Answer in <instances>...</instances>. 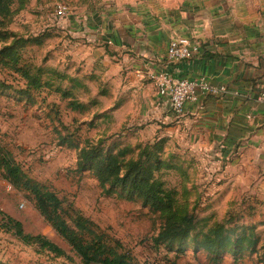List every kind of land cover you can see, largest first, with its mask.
Here are the masks:
<instances>
[{
    "label": "rangeland",
    "instance_id": "obj_1",
    "mask_svg": "<svg viewBox=\"0 0 264 264\" xmlns=\"http://www.w3.org/2000/svg\"><path fill=\"white\" fill-rule=\"evenodd\" d=\"M109 1L11 0L10 13L0 27L8 35L6 46L14 45L20 66L32 71L51 70L57 75L43 73L41 79L49 80L51 88L22 97L18 92L24 89V81L13 70L0 66V151L10 154L26 180L56 196L69 225L73 226L76 216L88 220L94 235H101L113 251L127 254L133 264H264V227L256 229L261 237L259 255L245 253L238 261L225 255L214 262L207 253L183 248L176 241H158L168 224L164 213L153 211L139 198L127 197L121 188H102L91 169H77L80 150L88 145L97 146L102 153L119 154L124 165L139 158L152 166L158 162V170L147 173L173 192L175 212L195 225L191 236L227 219L220 203L213 206L214 191L205 181V158L201 160L190 148L189 137L176 132L162 138L163 144L155 145L156 130L152 132L139 122L128 127L117 125L113 122V95L101 96L103 91L110 92V84L80 74L74 47L67 50L69 41L61 34L65 19H57L54 8L66 6V19L75 22L83 13ZM57 76L78 79L85 87L72 90L67 79ZM57 86L72 95L62 97L54 91ZM71 102L83 108L73 109ZM4 217L18 221L24 234L40 235L52 242L64 255L57 257L36 245L24 244L3 227ZM83 236L84 240L91 238ZM0 264H81L35 210L28 194L13 189L1 171Z\"/></svg>",
    "mask_w": 264,
    "mask_h": 264
},
{
    "label": "crops",
    "instance_id": "obj_2",
    "mask_svg": "<svg viewBox=\"0 0 264 264\" xmlns=\"http://www.w3.org/2000/svg\"><path fill=\"white\" fill-rule=\"evenodd\" d=\"M68 19L61 27L67 50L74 47L80 74L110 84L101 96L113 95V122H139L156 130L157 140L186 134L190 148L205 158L213 206L221 204L224 219L254 226L261 240L256 229L264 227V0H112L75 22ZM175 37L198 42V53L168 63L167 47ZM160 72L175 79L204 77L228 93L186 102L176 117L148 79Z\"/></svg>",
    "mask_w": 264,
    "mask_h": 264
},
{
    "label": "trees",
    "instance_id": "obj_3",
    "mask_svg": "<svg viewBox=\"0 0 264 264\" xmlns=\"http://www.w3.org/2000/svg\"><path fill=\"white\" fill-rule=\"evenodd\" d=\"M11 0H0V27L4 25V20L10 13ZM6 31L0 30V66L13 70L25 83L24 89L18 93L22 97H27L31 92L40 91L43 88H51L50 81H43L41 75H57L49 70L44 72L41 69L33 71L27 66H20V56L13 46H6ZM56 79H67L71 83V89L84 88L80 80L68 78L67 76H57ZM4 87V86H1ZM5 88V87H4ZM54 91L60 93L64 98L72 94L69 90H64L57 86ZM73 109L83 108L82 105L71 102ZM117 139V138H115ZM165 139L156 140L155 145H160ZM89 168L94 173L99 185L110 189L121 188L127 197H136L142 200L145 206L153 211L162 212L166 215L167 226H165L157 239L160 242H174L183 248L192 249L194 252H205L210 255L214 262H218L223 256H232L234 261L245 253L260 254L262 248H258V240L255 238V227L241 225L236 217H228L226 221L216 223L205 232H200L191 236L194 230L190 218L180 217L175 212V200L173 192L163 188L162 183L149 176L147 172L158 170L159 164L152 166L146 160L128 162L124 165L119 154L102 153L97 146L88 145L80 150L77 169L80 171ZM0 171L3 179L7 181L13 189L24 191L28 194L35 210L50 225L51 229L62 238L71 251L79 257L81 264H133L129 256L125 253H117L108 247L101 235H94L90 229L88 220L76 216L73 226L69 225L63 217L60 201L53 193L44 192L36 185L26 180L19 167L13 162L10 154L0 151ZM147 173V174H146ZM3 227L7 231H12L13 235L27 245H36L40 250L62 257L64 253L52 242L40 235L31 236L24 234L21 224L10 217L2 218ZM83 234L91 236L90 240H84ZM192 241V244H189Z\"/></svg>",
    "mask_w": 264,
    "mask_h": 264
},
{
    "label": "built area",
    "instance_id": "obj_4",
    "mask_svg": "<svg viewBox=\"0 0 264 264\" xmlns=\"http://www.w3.org/2000/svg\"><path fill=\"white\" fill-rule=\"evenodd\" d=\"M53 14L57 19L63 20L68 17L69 12L66 6L57 5ZM199 48V43L191 39L172 38L167 47L166 60L170 64L189 60L198 53ZM148 79L155 87L158 96L168 101L170 109L176 117L182 115L186 102H196L200 97L205 96L223 97L228 93L225 86L213 85L204 77L175 79L167 72H160L148 74ZM146 264L159 263L148 262Z\"/></svg>",
    "mask_w": 264,
    "mask_h": 264
}]
</instances>
